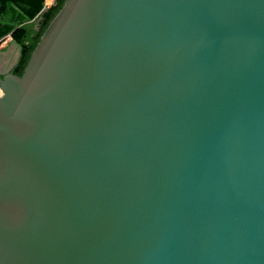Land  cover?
Returning a JSON list of instances; mask_svg holds the SVG:
<instances>
[{
  "label": "water",
  "instance_id": "1",
  "mask_svg": "<svg viewBox=\"0 0 264 264\" xmlns=\"http://www.w3.org/2000/svg\"><path fill=\"white\" fill-rule=\"evenodd\" d=\"M17 61L0 264H264V0H65Z\"/></svg>",
  "mask_w": 264,
  "mask_h": 264
},
{
  "label": "trees",
  "instance_id": "2",
  "mask_svg": "<svg viewBox=\"0 0 264 264\" xmlns=\"http://www.w3.org/2000/svg\"><path fill=\"white\" fill-rule=\"evenodd\" d=\"M64 1L54 0V4L46 8L45 0H0V38L10 36L20 47L14 75H21L31 53Z\"/></svg>",
  "mask_w": 264,
  "mask_h": 264
},
{
  "label": "crops",
  "instance_id": "3",
  "mask_svg": "<svg viewBox=\"0 0 264 264\" xmlns=\"http://www.w3.org/2000/svg\"><path fill=\"white\" fill-rule=\"evenodd\" d=\"M18 59V48L13 45L10 36L0 40V74L12 68Z\"/></svg>",
  "mask_w": 264,
  "mask_h": 264
},
{
  "label": "built area",
  "instance_id": "4",
  "mask_svg": "<svg viewBox=\"0 0 264 264\" xmlns=\"http://www.w3.org/2000/svg\"><path fill=\"white\" fill-rule=\"evenodd\" d=\"M54 4V0H45L44 5L46 8L51 7ZM0 95H1V91H0Z\"/></svg>",
  "mask_w": 264,
  "mask_h": 264
}]
</instances>
